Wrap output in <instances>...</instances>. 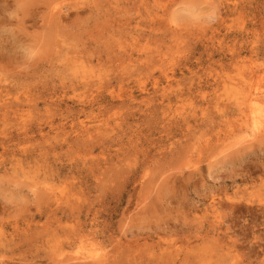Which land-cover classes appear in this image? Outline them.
Wrapping results in <instances>:
<instances>
[{"label": "rangeland", "instance_id": "374dc122", "mask_svg": "<svg viewBox=\"0 0 264 264\" xmlns=\"http://www.w3.org/2000/svg\"><path fill=\"white\" fill-rule=\"evenodd\" d=\"M175 2L0 0V264H264V0Z\"/></svg>", "mask_w": 264, "mask_h": 264}, {"label": "clouds", "instance_id": "9594fccd", "mask_svg": "<svg viewBox=\"0 0 264 264\" xmlns=\"http://www.w3.org/2000/svg\"><path fill=\"white\" fill-rule=\"evenodd\" d=\"M18 7H28V0H19ZM219 16V0H177L168 10L166 23L178 31L204 30L214 25ZM0 201L22 206L26 195L19 183L6 182V190L0 192Z\"/></svg>", "mask_w": 264, "mask_h": 264}, {"label": "bare ground", "instance_id": "6f19581e", "mask_svg": "<svg viewBox=\"0 0 264 264\" xmlns=\"http://www.w3.org/2000/svg\"><path fill=\"white\" fill-rule=\"evenodd\" d=\"M107 1V0H106ZM96 2H98V1H96ZM99 2H100V0H99ZM104 2V1H103ZM109 3H110V1H108ZM115 3V2H114ZM95 4V3H94ZM117 4V3H116ZM99 5V4H98ZM115 5V4H114ZM232 6H234V5H232ZM93 8H95V7H93ZM96 8H98V7H96ZM109 9V8H108ZM225 10V9H224ZM100 11V10H99ZM222 20V19H221ZM222 21H225V20H222ZM223 24V23H222ZM222 26V25H221ZM226 89V88H225ZM250 99V98H249ZM254 100V99H253ZM252 100V101H253ZM251 101V100H250ZM248 107V106H247ZM251 109V108H250ZM253 110V109H252ZM249 112V111H248ZM255 113H256V111H255ZM247 116H248V113H247ZM254 116V115H253ZM256 116V115H255ZM250 117V116H249ZM252 118V117H251ZM253 121V120H252ZM254 122V121H253ZM45 199V198H44ZM89 210V209H88ZM80 211H81V209H80ZM90 211V210H89ZM71 213H73V211L71 212ZM81 214V213H80ZM56 215V214H55ZM85 215V214H84ZM87 215V214H86ZM72 217V216H71ZM78 220H79V218H78Z\"/></svg>", "mask_w": 264, "mask_h": 264}]
</instances>
